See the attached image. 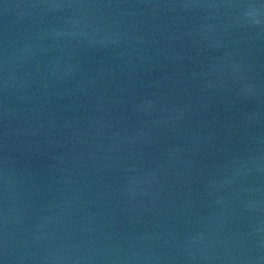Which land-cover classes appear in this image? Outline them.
Returning a JSON list of instances; mask_svg holds the SVG:
<instances>
[{
  "label": "water",
  "instance_id": "95a60500",
  "mask_svg": "<svg viewBox=\"0 0 264 264\" xmlns=\"http://www.w3.org/2000/svg\"><path fill=\"white\" fill-rule=\"evenodd\" d=\"M0 264H264V0H0Z\"/></svg>",
  "mask_w": 264,
  "mask_h": 264
}]
</instances>
